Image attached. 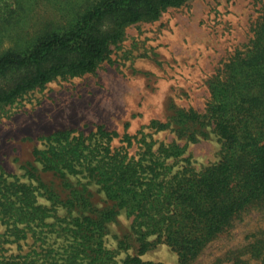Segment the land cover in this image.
Instances as JSON below:
<instances>
[{"label": "trees", "instance_id": "trees-1", "mask_svg": "<svg viewBox=\"0 0 264 264\" xmlns=\"http://www.w3.org/2000/svg\"><path fill=\"white\" fill-rule=\"evenodd\" d=\"M187 1L0 0V108L59 76L95 71L128 26ZM208 89L205 111L172 104L167 120L144 126L174 132L171 142L157 145L143 130L126 132L118 144L104 126L85 137L65 129L48 137V147L35 148L42 169L31 164L29 180L10 178L0 164V224L7 230L0 248L12 235L18 242L36 227L55 226L47 222L52 216L66 223L57 231L69 241L61 262L48 248L43 259L0 252V264H166L143 258L160 243L176 251L180 264H193L246 214L264 213V9L245 48L209 79ZM213 133L221 142L216 162L174 169L171 159ZM135 145L142 151H132ZM46 171L60 179L61 192ZM59 206L68 214L56 216ZM123 213L130 229L111 248L110 224ZM250 236L217 262L264 259V230Z\"/></svg>", "mask_w": 264, "mask_h": 264}, {"label": "rangeland", "instance_id": "rangeland-1", "mask_svg": "<svg viewBox=\"0 0 264 264\" xmlns=\"http://www.w3.org/2000/svg\"><path fill=\"white\" fill-rule=\"evenodd\" d=\"M263 9L264 0H189L169 7L157 20L128 26L123 39L111 45L109 56L95 71L59 76L0 108V164L13 175L10 178L29 180L26 169L31 164L42 169L35 148L48 147V137L65 129L85 137L104 126L114 136L117 134L118 144L126 132L143 130L152 134L157 145L171 142L174 132L144 126L153 119L167 120L172 104L205 111L210 100L209 79L245 48ZM179 142L184 144L185 140ZM139 145L132 151H142ZM220 148L221 142L213 133L208 139L190 143L178 161L170 162L175 170L187 161L201 170L219 159ZM43 174L61 192L60 179L49 171ZM94 190L97 192L96 185ZM39 201L51 204L43 196ZM66 214L67 209L59 206L56 216ZM56 221L55 216L48 218L49 224L56 225L36 227L37 232L29 231L18 242L11 240L15 235L10 236L0 252L43 259L47 249L54 248L52 254L61 262L69 241L57 231L66 223ZM130 226L131 218L125 213L110 224L107 238L111 248L117 246L118 236H123ZM261 230L264 213L246 214L235 223L231 236L211 243L193 264H230L218 263L217 258L227 249L243 246L253 238H249L250 234ZM0 232H7L5 225L0 224ZM143 258L180 264L176 251L166 243L158 244ZM249 264H264V259H254Z\"/></svg>", "mask_w": 264, "mask_h": 264}]
</instances>
